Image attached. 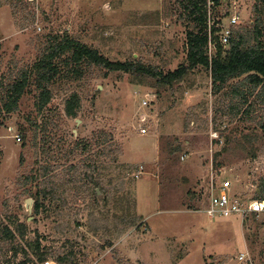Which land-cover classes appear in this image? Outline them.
Listing matches in <instances>:
<instances>
[{"label": "rangeland", "instance_id": "rangeland-1", "mask_svg": "<svg viewBox=\"0 0 264 264\" xmlns=\"http://www.w3.org/2000/svg\"><path fill=\"white\" fill-rule=\"evenodd\" d=\"M256 1L222 0L216 20L226 27L235 13L237 26H251L262 15L264 24V2ZM177 7L176 0H0V94L34 62L47 36L63 33L110 61L132 56L147 68L174 70L186 53ZM137 82L129 73L93 67L83 78L52 85L41 113L33 87L16 112L0 113V225L15 232L25 226L12 246L0 239V264L27 258L38 264L28 246L36 239L48 255L42 264H247L238 261L244 250L252 264H264V212L209 219L202 196L212 174L231 195L256 193L264 178V98L247 96L254 105L240 117L228 108L236 103L226 94L230 84L212 93L203 70L172 87ZM72 92L80 97L76 118L63 110ZM99 135L108 139L106 149L97 146ZM44 163L48 176L61 181L63 200L45 201L35 214L34 201L29 212L24 201L38 190L40 180L31 178ZM91 163L103 166L108 202L99 189L95 198L62 181ZM115 199L122 207H114ZM128 213L138 216L131 227Z\"/></svg>", "mask_w": 264, "mask_h": 264}, {"label": "trees", "instance_id": "trees-1", "mask_svg": "<svg viewBox=\"0 0 264 264\" xmlns=\"http://www.w3.org/2000/svg\"><path fill=\"white\" fill-rule=\"evenodd\" d=\"M222 0H210L208 6L207 0H176L178 4L177 13L186 26L185 58L174 70L165 73L159 72L155 68H147L138 60L131 56L128 61H110L97 49L92 48L78 39L70 36L68 33L62 35L47 36L44 47L30 66L21 68L15 77L5 82L0 94V113L9 115L18 109V104L22 96L28 92L31 87L37 92L35 106L37 112L48 105L52 98L51 86L59 80H76L83 78L90 68H102L108 72L121 71L129 73L138 84L144 79L153 80L150 85L156 89L161 87H172L175 84H181L188 74L194 69L203 70L208 73L211 82L212 93H220L231 81L237 80L234 86H231L228 96L234 98L236 103L229 104L233 116H248L252 111L253 102L247 100V96L256 94L264 98V24L262 15L257 16L256 22L251 26H237L238 22L231 28V35L226 46L219 41L218 31L221 21L216 20V8ZM264 2V0H259ZM258 0L256 1V4ZM256 10V5H254ZM212 23V24H211ZM209 32V33H208ZM212 43V51H208V41ZM106 75V74H105ZM10 78V77H9ZM246 87V90H242ZM158 92V90H157ZM244 106V107H243ZM80 107V97L72 92L64 100V113L66 117L76 118ZM243 107V108H242ZM264 125V124H263ZM108 139L103 136H97L95 142L97 146L103 147ZM179 150V146L173 149ZM222 151V150H221ZM218 152L216 155H220ZM114 161V159H113ZM41 164L37 169V175L31 179H39V188L33 195V211L38 214L42 211L45 201L55 203L57 199L63 200L60 193V180L56 175H49L50 167ZM221 163H215L216 173L219 172ZM79 166L73 164L69 168L75 170ZM102 165L96 166L88 164L84 166L81 174L74 177H68L62 180L64 184L82 189L84 192H90L96 198L97 189H99L104 202L109 201L112 189L104 186L101 182L100 169ZM27 178H30L27 176ZM254 199L264 200V178L260 182ZM114 207H122L121 199H115ZM45 210V209H43ZM46 211V210H45ZM126 216V215H125ZM126 224L131 227L135 225L138 216L127 214ZM127 219V220H128ZM254 222V216H253ZM16 231L7 225H0V239L12 246L16 237H24V224H17ZM38 264H42L48 259V255L40 247L38 239L34 244L28 243ZM57 262L63 260L61 257L55 258ZM65 259V258H64ZM31 261L27 258L21 262L26 264Z\"/></svg>", "mask_w": 264, "mask_h": 264}, {"label": "built area", "instance_id": "built-area-1", "mask_svg": "<svg viewBox=\"0 0 264 264\" xmlns=\"http://www.w3.org/2000/svg\"><path fill=\"white\" fill-rule=\"evenodd\" d=\"M208 6L210 0H207ZM238 15L231 14L227 22L226 27H221L218 31L219 41L223 46H226L228 39L231 35V28L238 22ZM209 33V32H208ZM212 43L210 39L208 41V51H212ZM143 105H146V100L142 101ZM140 119L144 121V118L140 116ZM141 133H145L144 128H140ZM207 205L203 209V212L209 219L216 217H230L232 215L238 216L240 220H243L248 213H261L264 212V200L254 199L252 196L249 198L231 195L229 185L225 182L217 183L216 178L211 175L208 184L202 193ZM238 261L247 264H252V261L247 251H241L238 255Z\"/></svg>", "mask_w": 264, "mask_h": 264}, {"label": "water", "instance_id": "water-1", "mask_svg": "<svg viewBox=\"0 0 264 264\" xmlns=\"http://www.w3.org/2000/svg\"><path fill=\"white\" fill-rule=\"evenodd\" d=\"M97 192H98V190H97ZM32 202H33V199H31V198H27V199H25V201H24V207L26 208V210L29 212L30 210H31V204H32Z\"/></svg>", "mask_w": 264, "mask_h": 264}]
</instances>
